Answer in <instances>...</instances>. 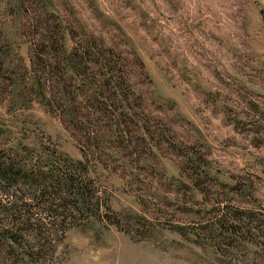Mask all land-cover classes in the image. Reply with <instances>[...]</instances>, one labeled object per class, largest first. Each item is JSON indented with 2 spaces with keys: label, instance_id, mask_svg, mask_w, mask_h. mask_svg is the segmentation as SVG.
Returning <instances> with one entry per match:
<instances>
[{
  "label": "rangeland",
  "instance_id": "1",
  "mask_svg": "<svg viewBox=\"0 0 264 264\" xmlns=\"http://www.w3.org/2000/svg\"><path fill=\"white\" fill-rule=\"evenodd\" d=\"M51 1L0 0V148L86 161L101 211L0 182L3 219L43 239L2 230L0 264H264V0Z\"/></svg>",
  "mask_w": 264,
  "mask_h": 264
},
{
  "label": "trees",
  "instance_id": "2",
  "mask_svg": "<svg viewBox=\"0 0 264 264\" xmlns=\"http://www.w3.org/2000/svg\"><path fill=\"white\" fill-rule=\"evenodd\" d=\"M18 1L20 7H23L24 3L27 2V0ZM45 1H47L48 3L45 2L43 4L47 7L52 4L51 0ZM35 3L39 5L37 1ZM54 19L55 18L51 17V19L47 20L46 22L50 23ZM54 22L61 28L60 24H62L63 21H60V23H58L59 21L55 19ZM45 30L46 32L50 31V29ZM62 32V42L64 43V45H66V31L63 30ZM41 44L49 47V41L46 38L45 40L41 41ZM69 52V49L65 46V48L63 49V54L65 56L67 55V57L61 58V61H59V63L67 64L70 62L68 59L71 53L69 54ZM97 53L99 54L97 64L100 66L101 77L106 76L107 81L114 79L115 74L114 71L112 72V66H114L115 63H113V59H111V57H108L106 59L105 57L102 58L104 52H102L101 50H99ZM88 55H90L89 49H87L86 51L84 49L82 57L81 55H77V58L85 61L86 56ZM50 65L53 66V63H50ZM99 85L101 87V83H99ZM38 156L39 158L37 160L39 161L44 160V162H46L47 158L53 160L52 164H50L51 166L48 169L42 167L29 169L28 165H24L22 163L23 161H21L22 157L20 158V153L16 152L13 149L4 150L0 148V182L13 179L14 183H16L19 179L22 183L25 181V185L33 186L34 195L28 199L31 201L30 203H23L24 205H26L25 207H31V203H34L35 199H39L41 200V202L43 201V203H49L46 200L49 198V196H51L50 194H52L59 196L60 201L63 203V206L60 208L63 209L64 215H71L75 212H87L94 205L98 214L97 216L99 217L101 211V200L99 197V192L92 190V188L94 187L90 182L92 181V178L88 174V167L86 164L87 162L82 160H74L63 152L52 155H47L46 153H42L41 155L38 152ZM56 163L58 165H55ZM53 201L54 200H52V202ZM246 214L247 213H240L234 215L229 223L231 224V222H233L232 225L229 226L230 230L233 229L234 231H236L237 227L241 226V224H246L247 221H253L250 220V216ZM4 219L10 222L11 225L9 227H2ZM4 219L2 213L0 212V233L3 230L11 235L10 242L13 245H8L9 248L14 249L15 246L24 245L25 247L30 248L28 249L30 252H33L31 249L40 250V247H42L41 242L43 241V239H39V243H36L38 238L25 239L24 237V225L27 224L26 222L28 221V219L26 221H22L21 219H19V221H15L16 219L14 220L12 216H7ZM112 224H115L117 227L119 226L118 223ZM16 231L18 233H16ZM227 231L229 232V229ZM14 234L18 237H15ZM221 234L222 233L220 232V234L218 235L221 236ZM1 252L6 253L7 251L5 249L0 251V255Z\"/></svg>",
  "mask_w": 264,
  "mask_h": 264
}]
</instances>
